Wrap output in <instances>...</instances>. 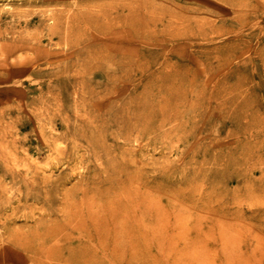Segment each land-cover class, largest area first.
<instances>
[{"label": "rangeland", "instance_id": "374dc122", "mask_svg": "<svg viewBox=\"0 0 264 264\" xmlns=\"http://www.w3.org/2000/svg\"><path fill=\"white\" fill-rule=\"evenodd\" d=\"M180 262L264 264V0H0V264Z\"/></svg>", "mask_w": 264, "mask_h": 264}, {"label": "bare ground", "instance_id": "6f19581e", "mask_svg": "<svg viewBox=\"0 0 264 264\" xmlns=\"http://www.w3.org/2000/svg\"><path fill=\"white\" fill-rule=\"evenodd\" d=\"M86 18V20H88V16L87 17H85ZM86 22V21H85ZM124 24L125 25H127V24H129L128 22H126L125 20H124ZM98 25V24H97ZM130 25H131V23H130ZM95 28L96 29H98L97 31H99V32H104V30L103 29H100L99 28V26H95ZM70 31V30H69ZM76 33V32H75ZM53 39V38H52ZM74 40V39H73ZM67 41V40H66ZM75 41V40H74ZM74 41H69L67 44L69 45V44H74ZM76 43V42H75ZM92 51H94L95 52V49H92ZM91 51V52H92ZM86 52H88V51H86ZM96 52H98L99 53V51H96ZM9 55V54H8ZM83 55H84V53H83ZM7 59H8V57H7ZM31 64L32 63H30V66H31ZM101 64L103 65V63L101 62ZM101 64L100 65H97V66H101ZM83 66V65H82ZM2 67V66H1ZM20 67V66H19ZM26 67V66H25ZM27 68V67H26ZM77 71V70H76ZM12 73V72H11ZM3 74V73H2ZM13 74H16L15 72H13ZM79 74V73H78ZM12 76V75H11ZM14 76V75H13ZM7 78V77H6ZM4 79V78H3ZM157 85H158V95H160V100H159V103H158V101L156 100V97L155 96H157V94H154V92H153V89H154V87L153 86H149V88H147L145 91H144V94H143V97H140V98H138V97H136V98H134V99H131V101H129V103L125 106L123 103L121 104V106H125L124 108H128V110H129V115H128V119H123L124 117H123V113L122 112H120V113H117V115L114 117V119H112V121H113V123L114 124H117V125H119V124H126L127 122L129 123L130 122V120H131V122L133 123V130L135 129V131H137V134H146V133H148V131L150 130V129H159L160 127H162V124L164 123V122H161V123H159V122H155L154 123V121L152 122V120L154 119V117H156V114H155V112H156V110H155V106H158L157 104H159V110H160V112L162 113V115H164V113H165V111H167L168 109H174L175 111H178L179 110V107H180V105H182L181 103L183 102V98H182V95L184 94V92H185V90L183 89L184 87L182 86V84L180 83V85H179V82H177L178 81V79L176 78L175 80H172V78H170V77H167V76H158L157 77ZM4 83V82H3ZM9 83V82H8ZM192 91H194V90H192ZM181 98H182V101H180L181 100ZM151 102V103H150ZM157 102V103H156ZM196 103V104H195ZM195 104V105H194ZM199 106L200 105V103H198V102H191V104L188 106V107H192V106ZM160 106H161V108H160ZM123 107H122V109L121 110H123L124 109ZM115 111V110H114ZM114 111H113V113H114ZM112 113V112H111ZM239 116H242L243 115V112H239ZM180 115V113H178L177 114V116H179ZM126 120H127V122H126ZM154 120H156V119H154ZM144 123H147L148 125H150V127H147V125H144ZM136 126V127H135ZM238 135H239V137H242V134H239L238 133ZM243 149V152H242V155H244L245 154V147H243L242 148ZM134 191H136V190H134ZM140 192V191H139ZM134 193V192H133ZM140 195V194H139ZM133 196H134V194H133ZM130 197V196H129ZM136 197H138L139 198V196H136ZM135 198V197H134ZM153 200V199H152ZM151 200V201H152ZM145 201H146V199H145ZM128 202H129V200H128ZM137 202V201H136ZM153 202V201H152ZM112 203H114V202H112ZM112 203L110 202V204L112 205ZM130 203V202H129ZM143 203V202H142ZM146 203V202H145ZM154 203V202H153ZM153 203H152V205L151 206H153ZM131 204V203H130ZM129 204V205H130ZM94 205V204H93ZM109 205V204H108ZM134 205V204H133ZM142 205V204H141ZM95 206V205H94ZM98 206V205H97ZM113 206H114V204H113ZM135 206H136V204H135ZM144 206V205H143ZM142 206V207H143ZM147 206V205H146ZM151 206H150V208H151ZM93 207V206H92ZM99 207V206H98ZM128 207V206H127ZM101 208V207H100ZM129 208V207H128ZM133 208H134V206H133ZM143 208H145V207H143ZM85 209V208H84ZM127 209V208H126ZM136 209V208H135ZM134 209V210H135ZM149 209V208H148ZM102 210V209H101ZM109 210V209H108ZM124 210V209H123ZM129 210V209H128ZM104 211H106V209H104ZM121 211V210H120ZM136 211V210H135ZM114 212V211H113ZM123 212V211H122ZM130 212V211H129ZM137 212V211H136ZM140 213H141V211H139ZM142 212H144V211H142ZM145 212H147V211H145ZM144 212V213H145ZM115 213V212H114ZM113 213V214H114ZM78 214V213H77ZM88 214V213H87ZM98 214V213H97ZM111 214H112V212H111ZM134 214V213H133ZM91 215V214H90ZM90 215H88V217H91ZM95 215H96V213H95ZM104 215V214H103ZM103 215H102V218H103ZM117 215V214H116ZM120 215V214H119ZM121 215H122V213H121ZM142 215V214H141ZM85 216V215H84ZM113 216V215H112ZM111 216V217H112ZM138 217H139V215H137ZM136 216V217H137ZM152 216V215H151ZM80 217V216H79ZM93 217H94V215H93ZM116 217V216H115ZM114 217V218H115ZM123 217L124 218H126V216H124L123 215ZM135 217V218H136ZM137 217V218H138ZM145 217V216H144ZM83 218V217H82ZM94 218H96V217H94ZM99 218L100 219H102L100 216H99ZM150 218V217H149ZM84 219V218H83ZM83 219H81L82 221H83ZM112 219V218H111ZM139 219H140V217H139ZM105 220V219H104ZM125 220V219H124ZM136 220H138V219H136ZM146 220V219H145ZM92 222L93 221H95V220H91ZM98 221V220H97ZM102 222H103V220H101ZM101 221H98L99 222V224H101L102 225V222ZM122 221V220H121ZM80 222V221H79ZM96 222V221H95ZM101 222V223H100ZM90 223V222H89ZM103 223H105V224H107L106 223V221H104ZM119 223V222H118ZM138 224H139V222H137ZM84 224V223H83ZM86 224V223H85ZM104 224V225H105ZM108 224H110V223H108ZM121 224V223H120ZM123 224V223H122ZM121 224V225H122ZM141 224V223H140ZM80 225H81V223H80ZM91 225V224H90ZM112 225H113V223H112ZM112 225H110V226H112ZM114 225H116L115 223H114ZM124 225V224H123ZM79 226V225H78ZM83 226V225H82ZM81 226V227H82ZM96 226H97V224H96ZM148 226V225H147ZM85 227V226H84ZM101 227V226H100ZM104 227V226H103ZM109 227V226H108ZM115 227V226H114ZM113 227V228H114ZM136 227V226H135ZM139 227V225L136 227V228H138ZM140 227H142V225L140 226ZM139 227V228H140ZM80 228V227H79ZM106 229H107V226L105 227ZM111 228V227H110ZM146 228V227H145ZM81 230H85V232L88 234V235H90V237H91V239H95V240H97L99 243H101V244H103V240H102V238H103V236H100L101 234L100 233H98L99 231L98 230H96V229H94V227H92V226H87V227H85V228H80ZM79 229V230H80ZM98 229V228H97ZM116 229H118V228H116ZM115 228H114V230H116ZM141 229V228H140ZM98 231V232H96V231ZM118 231H119V229H118ZM140 231V230H139ZM141 231H143V229L141 230ZM148 231H149V229H148ZM84 232V231H83ZM84 232V233H85ZM125 232H126V234L127 233H129L130 231H128V228H125V226H123V227H121V230H120V234H122V235H125ZM137 233H138V231H136ZM145 232H146V229H145ZM103 233V232H102ZM107 233V232H106ZM131 233V232H130ZM141 233H143V232H141ZM161 233V232H160ZM100 234V235H99ZM108 234L110 235V233L108 232ZM145 234V233H144ZM148 234V232L145 234V236ZM150 234V233H149ZM148 234V235H149ZM109 235H108V237H109ZM114 235V234H113ZM132 235V234H131ZM141 235H143V234H141ZM107 236V235H106ZM105 236V237H106ZM128 236H129V234H128ZM150 236V235H149ZM162 236V235H161ZM132 237H133V235H132ZM131 237V238H132ZM148 237V236H147ZM151 237V236H150ZM115 238V237H114ZM124 238V237H123ZM138 238V237H137ZM160 238V237H159ZM109 239V238H108ZM129 239V238H128ZM147 239V238H146ZM149 239V238H148ZM148 239H147V241H144V242H149L148 241ZM143 240V239H142ZM160 240V239H159ZM96 241V242H97ZM122 241V240H121ZM113 242H115V241H113ZM142 242V241H141ZM160 242V241H159ZM158 242V243H159ZM118 243V242H117ZM162 243V242H161ZM146 244V243H145ZM118 245V244H117ZM126 245V244H125ZM162 245V244H161ZM123 248V247H122ZM117 249V248H116ZM82 250H84V255H90V253L89 252H86V248H84V249H82ZM80 251L81 253H83V251ZM117 251V253H119V251H121V250H116ZM95 254V253H94ZM93 254V255H94ZM90 258V257H89ZM91 259V258H90ZM88 260V259H87ZM93 260V259H92ZM181 264H182V262H180Z\"/></svg>", "mask_w": 264, "mask_h": 264}]
</instances>
